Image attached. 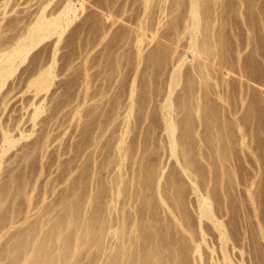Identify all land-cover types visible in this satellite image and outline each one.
Returning a JSON list of instances; mask_svg holds the SVG:
<instances>
[{"label":"bare ground","instance_id":"obj_1","mask_svg":"<svg viewBox=\"0 0 264 264\" xmlns=\"http://www.w3.org/2000/svg\"><path fill=\"white\" fill-rule=\"evenodd\" d=\"M118 1L119 0H22V1L0 0V106L5 107L6 109L8 94L14 91L12 89H14L15 86L12 85V88H10L11 85H9V88L7 86L8 89L5 90L4 92L1 89L4 88V85L7 84L6 81L9 80L10 77L14 75L16 70L26 60L28 54L34 47H36L41 41L54 36L55 40L53 44V49L52 51L50 49L51 52L49 51L50 53L48 59L49 62H46L47 63L46 64L43 61L45 63L43 64L41 60L38 66L36 65L35 69L33 67L32 68L33 70L30 71V73H28L26 77H24L23 82H21V86H19V90L21 89L22 92L32 91L33 95L36 96L37 94L40 95L42 92L45 91L47 92V90L49 89L50 85L53 82V77H54L53 69L55 67L57 60L56 45L58 44L66 28L70 24H72L77 18H79L80 15H82L83 17L82 20L85 19L88 20L89 18H91L92 17L91 15L96 14L97 12L93 13L91 10L87 8H89V6H94L100 9L97 15L99 14L100 16L102 14V18L109 19L110 21H108V23L109 22L111 23L107 24V22L104 21L106 25L104 23L103 25L101 21L99 20L97 22L95 21V23L93 22L94 25L93 26L91 25V27L89 28V31L92 32L94 31L96 32L95 33L96 35L104 37L109 32L111 25L120 17V15H122L124 12L127 11L126 9L127 1L125 2L123 1L118 2ZM138 2H139L138 9L134 10L133 15L134 14L135 15L131 16L133 18H130L131 26L128 28V30L126 31L124 30L123 32L124 34L121 33L123 38L124 36H126L127 38L124 39L125 40L124 44L125 42L127 44V41L130 38V45L132 44L135 50V57H134L135 64L133 65L134 67L132 69L133 74L131 77L128 78V80L129 79L130 80L128 81L129 82L127 85L128 87L126 86L125 88L127 89L126 93L124 94L125 100L123 99V102H119L118 100L121 101L120 99L121 97L119 99L114 98L115 101L109 104L110 105L109 112L111 113L112 117L110 118L108 117L109 118L107 119L108 121L106 120L107 124L109 125L111 122L115 120L116 116H120L122 114L121 115L122 124H123L122 132L120 133V135L117 134L118 136L114 142V145H112L116 154L113 153L114 156H112L111 153L108 156L109 157V159L107 160L108 162H106L105 164L104 162L100 163L103 165L100 166L99 164L98 165L99 167L97 166L98 167L97 169L94 167L96 170H93L94 168H92L93 170L92 174L93 173L98 174L100 173L98 172V170L101 169L103 170L112 163L113 167L117 168L116 173L115 174L113 173L114 175L110 174L113 177L110 176L106 182H104L106 179L101 178L102 179L101 181L103 182L101 183V181H99L101 183L99 185L97 181L95 182V180L91 178L93 182L90 183L91 184L90 188L89 187L87 188L86 190L87 192L85 191L86 193H82L85 195L81 194L82 199L79 198V201L77 200V197H75L77 194H79L77 193L78 191L76 190V187L74 186L75 189L71 192L69 190L70 195H68V198L64 196V198H67V200L64 201L63 207L61 208L63 209L64 213L61 212L62 214H60V216L61 215L63 216L60 217L59 220L58 219L56 220L58 216L57 217L55 216L56 217L55 220L57 222H55V224H53L52 226H48L52 224L49 223V221L51 220L50 219L51 217H49V215L51 213L48 214L47 211H45L46 212L44 213L46 215L45 221L38 220L36 218L39 221L40 225L35 224V221L37 220L33 222L28 221L26 222L28 224L25 226V228H23L24 230L22 229L21 232H20L21 229L20 230L18 229L16 231L12 230L13 232H11V229L14 228L11 225H14V223L16 224L17 220L15 222L14 219L18 215H16L15 217V214H17V212L16 213L14 212L15 214L11 212V210L13 209L11 206L13 204L10 203V201H8L10 204H12L11 206L9 205L10 211L7 210V212L8 211L11 212V214L8 213L10 214V216L2 217V215L0 214V217H2L0 218V238L2 239L7 235V233H9L7 235V238L5 237L6 240L3 238L5 241L2 239L3 242L2 243L0 242V262L3 260L5 261L7 260L8 262L5 264H77L78 259L80 260V258H78L79 255L81 256L87 255L88 257H90L89 255L93 254L92 255L93 257L92 256L90 257L91 261L87 259L88 261H90V263L88 264H91V262L92 264H99V261H101L100 263L102 264H203L201 261L203 255L201 257L202 251H201L200 241L202 242L204 241L206 243L205 233L207 226H205L206 224L204 223V221H206L207 219V221H209L208 223L211 222L210 224H212V226L214 227V229L217 230L218 233V234L216 233L217 236L214 237H217L220 242L219 243L220 245H218L220 246L219 251H221L220 252L221 259H219V261H221L220 264H233V261H231L232 257H230V254L228 253L227 250L229 249V247L226 244L228 240V234H227V229L224 225L225 222L223 223L220 214L216 212L218 210L215 209V206H213L212 203V199H213L212 192H214L216 189L218 190L217 185L219 182L221 183L222 177H225L223 174L227 172L223 167V163L225 162L226 155L228 156V154L225 155V152H227V148H226L227 144L222 143V140L225 138V137L223 138L222 136H225V134L223 135L224 132L222 133L221 130H219V128L215 130L214 127L217 126L216 125L217 120L220 121L219 118L222 119L223 114L224 116L225 114L233 116L234 118L233 124L235 131H238V133L240 132L239 133L240 136L238 137L237 142L243 145L244 136L242 134V131L245 122H243L244 119L241 118L245 114L243 113L242 116V114L240 113L242 117H240L239 115L237 116V112L239 111L240 107L238 108L235 104H233V102L232 104L230 103L229 100L230 97L228 95L231 93L229 91H228L229 93L227 92L229 83L227 81L226 75L228 70H232L237 72L240 75V77H245L246 79L257 81V79H254V76L249 71L250 70L249 62L251 63L253 59L252 58L253 56L251 57V55L256 53V55L258 54L262 58V60L260 61L261 64H263L262 67L264 66V0H138ZM20 4H26L28 5L27 7L34 5V7L30 9H18L17 7ZM9 11L13 13L12 15L13 18L11 16L9 17L10 19L12 18L11 20L8 19L7 21L3 22L6 19V15L8 14ZM230 13H232L231 15L233 16L231 19H230L231 16H228ZM232 19H234V22ZM9 32H12V34L9 35ZM257 33L261 34V38L260 35L259 37H257L258 35L256 36ZM230 36H234V37H232V39H229L231 38ZM256 37L259 38V40L261 39L262 41H258ZM150 43H152L151 46H149V48L144 52V49ZM259 44L260 45L262 44L261 46L262 53L258 52L259 50H261ZM258 55L257 57L259 58ZM121 56L119 54V55H115L112 58L115 63L114 64L115 69H112V71L113 70L120 71L119 60L120 58H122ZM255 58L256 56H254V59ZM187 59H189L188 62ZM141 64L142 67H141L140 75L138 77L141 79L140 81L141 83H138L136 82L137 72ZM82 65L84 64L82 63ZM82 73L84 72L82 71ZM151 74L163 76V78L161 79V81L159 80L154 81L153 78L151 79ZM256 76L257 75H255V77ZM20 78L17 81L19 83L20 81H22V79ZM121 80H123V78ZM86 82L88 84V80H86ZM150 83H152V85H150ZM142 84L144 85V88L142 87ZM178 86L179 89H177ZM120 87H123V85ZM107 88L106 89L103 88V90L101 88L100 89L101 91L98 92V87H97V94L100 97H102L109 91V88L108 89ZM139 90L141 91L142 95L140 94ZM95 91L96 90L94 89L93 93ZM210 94L211 95L214 94L213 96L219 99V103L218 101L217 103L220 105L218 106L216 105L217 104L215 101L216 98H214L213 101L210 98ZM237 94H239L238 95L240 98L239 100H241L242 103V101L245 98L244 91H242V89L238 90ZM92 95L93 94L90 93L89 96L92 97ZM119 95H121V93ZM84 96L87 97V94ZM87 98L85 99L84 102H86ZM80 101L81 100H79L78 103H80ZM210 101L211 102L213 101V103L215 102V104L211 103ZM37 102H39V99ZM98 104L99 103H97V106ZM31 106H33V104ZM33 108L34 109L32 110L31 117L29 116V118L32 119V122L41 112L40 104L36 105L35 107L33 106ZM90 108L91 109L89 110V113L91 112L93 113L97 111L101 115L104 113L103 107H102L103 109L100 108L99 106L95 108L92 107ZM151 108L155 109L156 112L159 113V116H161L160 118L162 123L160 122V124L165 134L164 142L167 143L166 153L168 154V156L173 157L175 159V162L177 163L176 167L177 166L180 167L179 169H177L176 172H174L175 170L172 171L171 169H169V171L167 170V172L163 174L166 168L163 169V165H161V163H163L162 161L159 162L157 160H154L153 158L147 159L149 157H147L146 152H148L147 150H149L151 146L150 144L148 146L147 143H145L147 145L144 146L142 144L143 141L140 137L137 138L138 141L137 145L136 143L135 144L132 143L133 141L130 143L126 142L127 139L125 135L134 128V127L132 128L133 125L132 121L138 118H140L141 120L142 119L141 117L144 118L147 115V113H149L148 111ZM82 113L86 114V112H82ZM92 115H94V113ZM11 123L10 125L12 126L14 123L12 124ZM76 123L77 122H75V124ZM224 123L225 126L227 125L226 127L229 126L233 128L232 127L233 124L230 126L231 122L228 123L227 121H224ZM33 124H36V122H34ZM99 124L100 127L103 126L101 123ZM17 125L19 124L15 123V126ZM148 125L150 126V124ZM11 126H9V121L8 124L5 125L2 123L0 124V129L2 132L1 134L2 143L0 144V167L2 161H5L2 159L4 153L6 151H9L8 148L10 146L15 147L14 144L20 139L17 136L14 137L13 134L11 135L10 132H12L11 129L13 128L14 125L12 127ZM134 126L136 125L134 124ZM18 127L19 126H17V129H20L21 126L19 128ZM111 128L113 129L114 127ZM206 128H208V131L206 130ZM102 129H106V128H102ZM114 131L115 129H113V132ZM229 131L227 134L231 132ZM203 132L205 134H203ZM18 133H20V135L18 134V136L21 137L28 136L29 134V132L28 134H25V132L23 133L21 129L20 132L18 130ZM97 135L95 136L92 135L93 137L91 139L89 138L91 140L89 145H92L94 147L93 151L90 149L92 151V155H94V153L96 154V148L99 145L98 143H100L99 138H97L98 137ZM105 137L107 136L105 135ZM109 137L110 136H108V138ZM39 138L38 140H40ZM228 138L230 139L232 137L228 136ZM152 140L150 139V141ZM36 141L37 140H35V143ZM145 141L146 139L144 140V142ZM110 142L112 141L110 140ZM106 143L107 142H105L104 144L106 145ZM209 143L214 145L213 150L216 151L215 153H217L216 155H218L217 156L218 163L211 161L208 162V158H205L207 157L205 156V153L208 152V149L211 150V147L213 148V146H209L210 148L207 147V151L205 150L204 154H202V152L198 153L201 146L206 147ZM42 146H44L43 139H41V142L34 144L33 148L29 150L30 153L28 154H31V152L32 153L35 152L36 149L43 150L44 147ZM154 146L149 150V153L158 152L157 151L158 147L156 148V146L155 147ZM99 149L101 150V148ZM192 151H194L193 153H195L196 155L198 154V156L203 157L204 155L205 157L203 159H207V162L211 168L212 167L214 168L212 164L214 165L215 163L216 165L215 166L216 168H214L215 172L218 168H220V170L218 169V175L220 176L219 178L216 174L217 172L215 173L216 174L215 176H217L215 177L216 178L215 180L218 181L220 179L218 182H216L217 185L214 184L215 180L211 178L212 176L209 177L211 173L209 176L207 175L205 176L203 169L196 163L197 161L194 160L196 158H192L195 156L191 157V154H193ZM81 152L83 153V150ZM212 152L209 151V153L206 154H209L208 156L212 157L213 159L212 158L211 159L213 161L215 159L214 157L216 156ZM90 154L91 153L89 152V155ZM106 154L108 155V153ZM212 154L214 155V157ZM97 155L101 156L99 154ZM97 155L95 157L93 156L94 161L92 163L94 162L96 163ZM23 156L22 157L26 159L27 154H23ZM30 156H32V154ZM125 156L129 157L131 160V169H130L131 175L129 176V178L125 177L126 179L123 177L124 171H122L123 167L121 166L123 159L127 158ZM102 157L104 158L103 154ZM222 160H224V162ZM82 161H83V157H82ZM84 161L87 160L85 159ZM89 163L90 162H88V164ZM208 164L207 166H209ZM23 169L25 172V168ZM127 170L129 169L127 168ZM62 171H64V169ZM219 171H221V174L219 173ZM82 172L84 171L82 170ZM209 172L212 171L210 170ZM179 173H183L186 176V178L189 179V181L194 185L193 189L197 193V194L195 193L196 196H198L197 198L198 203L196 202L197 203L196 204L194 202L196 205H198L197 210L195 209L198 214V217L196 219L197 221L194 220L196 221L195 228L192 222H190L191 220H189V216H188L189 214L186 211L187 207L185 208V203H184L185 201L183 199L184 195H182L184 193H181V189H180L181 181L180 178L178 177ZM230 173L231 172L229 171V174ZM100 174H102V172ZM31 175H28V177ZM184 175L183 177H185ZM11 180L13 181V179ZM212 180L214 184V187L212 186L213 188H211L210 186L211 184L209 185V182ZM27 181L30 182V180ZM198 181H202V183L201 182L200 183L202 185L204 184L203 185L204 188L202 189L203 191L199 188ZM16 183H18V181ZM95 185L97 186L96 189H95ZM215 186H217V188ZM12 187L13 186L11 185V188ZM12 191L14 190L12 189ZM19 192L21 193V191ZM7 193H8L7 197L9 198L10 194L9 192ZM22 194H24V192H22ZM22 194H20L21 197L23 196ZM15 196L17 195L15 194ZM27 196L28 195H26V197ZM3 197L4 195L2 196V198ZM5 197L3 199L0 198L1 204L2 202L6 204L5 200L8 198L5 199ZM74 197L76 199H74ZM119 197H121L120 200ZM79 203L81 209L82 206H84V204L85 205L87 204L88 206H90V208H88L87 210L85 209L79 210L80 209L78 208ZM24 205L26 204L24 203ZM31 205L30 207H32ZM50 205L51 207H53L52 204ZM4 206L5 205H2L3 208ZM48 207H50L49 204ZM76 207L78 208V212ZM15 209L16 208H14V210ZM31 209L32 208H30V210ZM166 209L168 210L167 212L169 215L166 214L165 212ZM2 210L0 209V212ZM44 210H46V208ZM4 212L5 211H3V213ZM19 212L20 211H18V213ZM161 214L162 216L160 217ZM218 216H220V218ZM20 223L22 224V222ZM8 224L10 225L9 226L10 232H8L7 230H5L7 231V233L3 232L4 230L3 228ZM21 224H19V226ZM198 240L200 241L198 242ZM109 241L111 242L110 244H108ZM204 244L202 246H204ZM212 248L209 246V249Z\"/></svg>","mask_w":264,"mask_h":264},{"label":"rangeland","instance_id":"obj_2","mask_svg":"<svg viewBox=\"0 0 264 264\" xmlns=\"http://www.w3.org/2000/svg\"><path fill=\"white\" fill-rule=\"evenodd\" d=\"M120 1H123V2L127 1V6H126L127 11L124 12L122 15H120V17L111 25L109 32L104 37L96 35L95 34L96 32H94V31H93L94 33L92 31H89V28L91 27V25L92 26L94 25L95 21L97 22L99 20L102 22V24L103 23L105 24V22H107V24L111 23V22L108 23V21H110L109 19H103L102 14L100 16H99V14L97 15V13L99 12L100 9L97 7H94V6H89V8H87V9L91 10L93 13L97 12L96 14H92L91 18H89L88 20H86V19L82 20L83 17H82V15H80L79 18H77L72 24H70L66 28V30L62 34L58 44L56 45L57 46L56 47L57 48V50H56V59L57 60H56L55 67L53 69L54 70V77H53V82L50 85L47 92L46 91L42 92V93L40 92L41 93L40 95L37 94L36 96H34L32 91L22 92L21 89L19 90V86H21V82H23L24 77H26L28 75V73H30V71L33 70L32 69L33 67L35 69L36 65L38 66V64L40 63L41 60H42V62L44 61L45 63L49 62L48 61L49 55H50L49 51H50V49H51V51L53 49V44H54V40H55L54 36L41 41L36 47H34L30 51V53L28 54L26 60L16 70L14 75L12 77H10L9 80L6 81L7 84L4 85V88L1 89L4 92L5 90H7L9 88V85H11L10 88H12V85L15 86V88L12 89L14 91L11 90L12 92H10V94H8L7 102H6V104H7L6 109H5V107L0 106V122L5 125V124H8V121H9V126H11L10 125L11 122L14 123L13 124L14 126L12 125L13 128L11 129L12 132H10V133H11V135L13 134L14 137L17 136L20 138L18 140L19 142L17 141L18 143L16 142L15 143L16 145L14 144L15 147L10 146L8 148L9 151H6L4 153V155L2 156V159L5 161H2L1 167H0V189H1L0 198H2L3 195L5 197V195H6V197H5V199H6V198H8L7 192H9V194H10L9 198L5 200L6 204H4V202H2V204H1V202H0V204H1L0 209L1 210L3 209L1 212L3 213V211H5L3 213L4 215L1 212H0V214L2 215V217H9L11 212H13V213L17 212V214L14 213L15 217H16V215H18L14 220H15V222H16V220H17V222L18 221L22 222V224L20 222H18V223L16 222V224L14 223V225H11L14 227V228L11 227L12 228L11 232L16 231L18 229L19 230L21 229L20 230V232H21L22 229L25 228V226L28 224V223H26L28 221L33 222L37 219L45 221L46 220V215L44 214V213H46L45 211H47L48 214L49 213L52 214V215L51 214L49 215V217H51L50 218L51 220L49 219L50 220L49 223H52V224L48 225V226H52L53 224H55V222H57L56 221L57 219L59 220V218L63 216V215L60 216V214L64 213L63 209H61L63 207V203H64V201L67 200L68 195H70L69 193L71 191H73L75 189V187H76V190L78 191L77 193H79L75 197H77V200L79 201V198L82 199L81 196L85 195L82 193L87 192L86 190L88 187L90 188V186H91L90 183L93 182V180H95V182L97 181L98 185H99L103 182V181H101L102 179H106L104 181V182H106L107 179L111 175H114L116 173L117 168L113 167L112 163L110 164L111 166L108 165L109 167L107 166V168H104L105 170L104 169L102 170L101 168H100L101 170H98V172H100V173L102 172V174H100V173H98V174L93 173L92 174V171L96 170L99 167L98 165L100 163L104 162V164H105L106 162H108L107 161L109 159L108 156L111 153H112V156H114L113 153L116 154L112 145H114V142H115L117 136L120 135V133L122 132V128H123L122 119H121L122 114L120 116H116L115 120L108 125L107 119L112 117L111 113L109 112L110 111L109 110V106H110L109 104L115 101L114 98L119 99L121 97L120 98L121 101L118 100L119 102H123V99L125 100L124 94L126 93V90H127L125 88L129 83L128 81L130 80V79L128 80V78L131 77L133 74L132 69L134 67L133 65L135 64V61H134L135 50H134V47L132 46V44L130 45V38L128 39L129 43L127 41V44H126V42L124 44V41H125L124 39H127V38L124 35H123L124 36V38H123L121 33H123L124 30L125 31L128 30V28L131 26V19L130 18H133L131 16L135 15V14L133 15V12L135 9H138L139 2H138V0L137 1L136 0H134V1L133 0H130V1L129 0H119L118 2H120ZM27 6L28 5H26V4H20L17 8L18 9H30V8L34 7V5H31L30 7H27ZM231 14L232 13H230L228 15V16H231L230 19L233 17ZM12 15H13V13L9 11L8 14L6 15V19L3 22L7 21L8 19L11 20L13 18ZM11 16H12V18L10 19L9 17H11ZM98 18H100V19H98ZM232 20L234 22V19H232ZM23 21H26V20H23ZM82 22L83 23L85 22V23L83 24ZM80 25H82V26H80ZM11 34H12V32H9V35H11ZM259 35L261 38V34H259V33L256 34L257 37H259ZM230 37L231 38H229V39H232V37H234V36H230ZM257 37H256V39L258 41H262L261 39L259 40V38H257ZM121 44H123V45H121ZM151 44L152 43H150L144 49V52L149 48V46H151ZM120 46H122V47H120ZM259 46H260L261 50H259L260 49L259 47H258L259 49H257V50H259L258 52H261L262 51V47H261L262 44L261 45L259 44ZM109 54H111V55H109ZM119 54H120V56L122 54V56H121L122 58H120V60H119V62H120L119 70L120 71L115 70L116 71L115 72L114 70L112 71V69H115L114 68L115 63H114L112 58L115 55H119ZM254 54H252L251 57L253 56L252 58L254 59V56H256V58H255L256 60L255 59L253 60L251 58L252 61L250 60L251 63L249 62V64H250L249 65V67H250L249 71L254 76V79H257V81L249 80V79H246L245 77H240V75L237 72L232 71V70H228L227 75H226L227 81L229 83V87L231 89L230 90L229 87L227 88V92L229 91L231 93L228 95L230 97L229 98L230 103L232 104V102H233V104H235L238 108L240 107L239 111L237 112V116L239 115L240 117H242L243 113L245 114L243 116L244 118L243 117L241 118V119H244L243 122H245V125L243 126V131H242V134L244 136L243 145L237 142L238 137L240 136V134H239L240 132L238 133V131H235L234 124H233L234 123L233 116L227 115V114H225V116H224V114H223L222 119L219 118L220 121L217 120V122H216L217 126L214 127L215 130L219 128V130H221L222 133L224 132L223 135L225 134V136H222L223 138L224 137L226 138L227 135L229 137H232L229 139L227 136L226 139L224 138L226 141L222 138L223 139L222 143L227 144V146H226L227 152H225V155L228 154V156L226 155L227 159L225 158V162H224V160H222L224 162L223 167L228 172L227 173L225 171L228 175L226 173L223 174L225 176V177H222V180L224 179L223 182L221 180V183L219 182L220 185H219V183L217 185L216 182H218L220 179L218 181L215 180L216 179L215 177H217V176H218V178L220 177L218 175V169L220 170V168L217 167L218 168L216 170L217 173L214 171L215 170L214 168H216L215 163L216 162L218 163V159H217L218 155H216L217 154V153H215L216 151L213 150L214 149L213 144L209 143L206 147L203 146L205 148H203L201 146V148L198 151V153L202 152V154H204L205 150L207 151V147L210 148L209 146H213V148L211 147V150L208 149V152H206V153H209V151L210 152L214 151L212 153H214V155L216 157H214V155L212 154L213 157L215 158L213 161H212L213 158L209 157L208 156L209 154H206V153H205V156H207V157H205L204 155H203V157L198 156V154L196 155L195 153H193L194 151H192L193 154H191V157L195 156L192 158L197 159V160L196 159H194V160L197 161L196 163L203 169L205 176L206 175L209 176L211 173V175L209 177L212 176L211 178H213L215 180L214 184L218 186V190L216 189L214 192H212L214 195L216 194L215 196L212 194V197H213L212 203H213V206H215V209L218 210L216 212L218 214H220L221 219L223 220V223L225 222L224 225L227 229V234H228V240H227L226 244L229 247V249H227V250H228V253L230 254V257H232L231 261H233V264H264V66L262 67L263 64H261L260 60H262V58L260 57V55L257 54L259 56V58H258L256 53H254ZM188 60L189 59H187V62H188ZM42 62H41V64H42ZM44 62H43V64H45ZM82 63L84 65H82ZM141 67H142V64L140 65L138 72H137V81L136 82H138V83H141L140 82L141 79L138 78L140 75ZM87 69H88V71H87ZM82 71L84 73H82ZM153 74H151V79L153 78L154 81L155 80L161 81V79L163 78V76H158V75H153ZM258 74H259V77H258ZM255 75H257V76L255 77ZM85 76H86V78H85ZM20 77H22V78H20ZM83 77H84V79H83ZM121 77L123 78V80H121L122 79ZM19 78L22 79V81H20V83L17 82ZM86 80H88V84H87ZM261 81H262V83H261ZM124 82H126L127 84ZM15 83H17V84H15ZM122 85H123V87H120ZM150 85H152V83H150ZM7 86H8V88H7ZM16 86L18 87V89ZM97 87H98V92L101 91L100 90L101 88L103 90V88L106 89L107 87L109 88V91L105 95L100 97L97 94ZM142 87L144 88L143 84H142ZM122 88H124L125 90ZM94 89L96 90L95 91L96 93L94 92L95 94L93 93ZM177 89H179V86ZM241 89H242V91H244V94H245V98L242 101V103H241V100H239L240 99L238 96L239 94H237L238 90H241ZM16 90H17V92H16ZM123 90H124V93H123ZM83 91H84V93H83ZM236 91H237V93H236ZM89 92L91 94H93L92 97L89 96L90 95ZM139 92L142 95L140 90H139ZM120 93H121V95H119ZM86 94H87L88 98L84 96ZM213 95L210 94V98L214 101V98H216V97ZM83 97H84V100H83ZM86 98H87V100H86V102H84ZM91 98H93V99H91ZM33 99H34V101H33ZM38 99H39V102H37ZM78 99L81 100L80 103H78L79 102ZM216 99H215L216 103H217V101L219 103V99H217V100ZM92 100H94V101H92ZM213 101L212 102L210 101V102L213 103ZM33 102H35V103H33ZM27 103H28V105H27ZM29 103H30V105H29ZM97 103H99L98 106L100 108H102V107L104 108V109L102 108L104 110V113L102 112L103 114L101 115L98 111L93 112L95 115L94 116V115H92L93 114L92 112L89 113V110L91 109L90 107H92V108L98 107ZM106 103H107V105H106ZM218 103L216 104L217 106L220 105ZM24 104H25V107H24ZM32 104L34 107L36 105L40 104V108H41V112L38 114V116L35 118L36 120L34 119L33 122H32V119L29 118V116L31 117L32 110L34 109L33 106H31ZM213 104H215V102ZM241 104H242V106H241ZM83 108H85V109H83ZM107 109H108V111H107ZM74 112H75V115H74ZM82 112H86V114L82 113ZM148 112L149 113H147V115L149 117L146 115L147 116V117L145 116L146 118L141 117L142 118L141 120H140V118H138V119L132 121V124H133L132 128L133 127L134 128L131 131H129V133H127L125 135L126 139H127L126 142L130 143L133 141L132 143H134V144L136 143V145H137V142H138L137 138L140 137L143 141L142 144L144 146L147 144L149 146V144H150V146H151L150 149H151L155 145L156 148L158 147L157 148L158 152L149 153V150H150L149 149V150H147L148 152H146V155L149 158H147V157L146 158L147 159L153 158L154 160H157L159 162L162 161L163 163H161V165H163V169L166 168L165 172L163 174H165L167 172V170L169 171V169H171L172 171L175 170L174 172H176L177 169H179L180 167L179 166L176 167L177 163L175 162V159L173 157L168 156V154L166 153V144L167 143L164 142L165 141L164 140L165 134H164L163 129H162L161 124H160V122H161L160 117L161 116H159V113L156 112V110L153 108H151ZM240 113L242 114V116L240 115ZM87 114L88 115L90 114L89 115L90 117ZM76 118L79 121H77ZM102 119H103V121H102ZM18 120H19V122H18ZM93 120H94V122H93ZM119 120H121V121H119ZM83 121H84V123H83ZM99 121H101V122H99ZM224 121H227L228 123L231 122L230 126L233 124V126H232L233 128H231L229 126H228L229 128L226 127L227 125L225 126ZM34 122H36V124H33ZM75 122H77V123L75 124ZM118 122H119V124H118ZM120 122H121V124H120ZM15 123L19 124L17 126H19V127L21 126L20 129L23 131V133L25 132V134H28V132H29L28 136H23L25 138L18 136V134L20 135V133H18V130L20 132V129H17V126H15ZM99 123H101L103 126L100 127ZM97 124H99V125H97ZM113 124H115V125H113ZM134 124L136 126H134ZM148 124H150V126ZM88 125H89V127H88ZM157 125H158V127H157ZM97 126H99V127H97ZM139 126H141V127H139ZM73 127H75V128H73ZM87 127H88V129H87ZM96 127H97V130H96ZM111 127H114L113 128V129H115L114 132H113V129ZM117 127L120 129H118ZM98 128H99V130H98ZM102 128H106V129H102ZM107 128H108V130H107ZM139 128H140V131H139ZM223 128H224V130H223ZM226 128H228L231 132ZM24 130H26V131H24ZM95 130H96V133H95ZM101 130H103V131H101ZM104 130H105V132H104ZM133 130H134V133H133ZM206 130L208 131V128H206ZM227 130L230 132L229 134H227L228 133ZM147 131H150V132H147ZM207 131H204V132H207ZM137 132H138V134H137ZM204 132H203V134H205ZM1 134H2V132L0 129V144L2 143L1 142ZM88 134H89V136H88ZM108 134H110V135H108ZM157 134H158V136H157ZM206 134H208V133H206ZM43 135H45V136H43ZM92 135L98 136L97 138H99V142H100V143H98L99 144L98 146H99V148H101V150H100L97 146L96 154L94 153V155H92V151H93L94 147L92 145H89L91 142L90 139L93 137ZM105 135L107 137H105ZM137 135H138V137H137ZM108 136H110L109 138L113 143L110 142ZM86 137H87L88 141L86 140ZM38 138L40 140H38ZM113 138H114V140H113ZM41 139H43V144H44V146H42V147H44L43 150L36 149V151L34 150L35 152H33V153L31 152L32 156H30L31 154H28V153H30L29 150L33 148L34 144L41 142ZM145 139H146V141L144 142ZM150 139L151 140L153 139V140L150 141ZM35 140H37L36 143H35ZM229 140L231 143L229 142ZM105 142H107L106 143L107 146L104 144ZM163 142H164V144H163ZM74 143H75V145H74ZM145 143H147V144H145ZM229 144H230V146H229ZM100 145H103V146H100ZM26 147H27V149H26ZM102 149H103V151H102ZM104 149H106V150H104ZM75 150H77V151H75ZM82 150H83V153L81 152ZM27 151H29V152H27ZM225 151H226V149H225ZM40 152L41 153L43 152V153L41 154ZM76 152H77V154H76ZM84 152H86V153H84ZM87 152H88V154H87ZM89 152L91 153L90 155H92V156L89 155ZM106 153H108V155ZM23 154H27L26 159L28 160V162L25 158H23L24 157ZM97 154H99L101 156H98ZM102 154H103L104 158L102 157ZM96 155H97L96 163L95 162L92 163L94 161L93 158ZM82 157H83V161H82ZM125 157H127V156H125ZM197 157L198 158L200 157L201 159L199 158L200 159L199 160ZM204 157L208 158V162H210V161L215 162L214 165L212 164V166H214V168L210 167V165L207 162V159H203ZM99 158H100V160H99ZM128 158L129 157L124 158L122 161V165H121L123 167L122 171H124V176H123L124 178L125 177L129 178V176L131 175L130 174L131 173L130 172L131 160H130V158L129 159ZM23 159H24V161H23ZM71 159H73L74 161ZM85 159L90 163L88 164L87 161H84ZM198 160H199V163H198ZM20 161H21V163H20ZM71 161H72V163H71ZM22 162H23V164H22ZM126 162H129V163H126ZM201 162H203V163H201ZM201 164H202V166L203 165L204 166L202 167ZM207 164L209 166H207ZM101 165H103V164H100V166ZM165 165L166 166L169 165L168 166L169 168L166 167ZM218 166H220V165H218ZM22 167L25 168V172H24V169ZM26 167H27V169H26ZM92 168H94V169L92 170ZM127 168L129 170H127ZM63 169H64V171H62ZM12 170L14 171V173ZM18 170H19V172H18ZM41 170H42V172H41ZM82 170L84 172H82ZM210 170L212 172H209ZM70 171H71V174H70ZM229 171L231 172L230 174H229ZM208 172H209V174H208ZM11 173H12V175H11ZM76 173H78V174H76ZM215 173L217 174V176H215L216 175ZM219 173L221 174V171H219ZM5 175H7V176H5ZM28 175H31V176L28 177ZM33 175H35V176H33ZM100 175H103V176H100ZM183 175H184L183 173H179V175H178V177L180 178V181H181V183H180L181 188L180 189H181V193H184L182 195L185 196V197L183 196V199L185 201L184 202L185 208L187 207L186 211L189 214L188 215L189 220H191L190 222H192V224L195 228V224L197 221L196 219L198 217V214L196 211L197 206H198V205H196L198 203V199H197L198 196H196L197 193L193 189L194 185L189 181V179L186 178L185 175H184L185 177H183ZM230 175H232V176H230ZM96 176H98L100 180ZM7 177H8V179H7ZM84 177H86V178H84ZM111 177H113V176H111ZM54 178H56L57 180ZM69 178H70V180H69ZM11 179H13V181ZM27 180H30V182ZM58 180H60L61 182ZM186 180L188 181V183ZM7 181H9V182H7ZM17 181H18V183H16ZM53 181L56 183V185ZM83 181H85V182H83ZM99 181H101V183ZM200 182L202 183V181H198V183L200 184V185L198 184V186L202 190L204 188V186H203L204 184L202 185ZM10 184L13 186L12 188H11ZM24 184H25V186H24ZM212 184H213V180L209 182V185L211 186V188L214 187V184L213 185ZM84 185H85V187H84ZM217 186H215V187L217 188ZM96 187L97 186L95 185V189H96ZM189 187H190V189H189ZM12 189L14 191H12ZM192 189H193V191H192ZM64 190H66V191H64ZM69 190H70V192H69ZM19 191H21V193ZM25 191H26V193H25ZM10 192L11 193L13 192L12 193L13 195ZM22 192H24V194H22ZM64 192H65V194H64ZM94 192H95V190H94ZM14 193L17 196H15ZM61 193H62V195H61ZM92 193H93V191H92ZM20 194H22L23 196L21 197ZM26 195H28V196L26 197ZM64 196L67 198H64ZM75 197H74V199H76ZM13 198H16V199H13ZM18 199H19V201H18ZM37 199H39V200H37ZM120 199H121V197H119V200ZM8 201H10V203H12L13 205H15L17 203L18 204L13 206ZM194 202L195 203L197 202V203L195 204ZM7 203H9V204H7ZM19 203H22V204H19ZM24 203L27 205V207H26V205H24ZM188 203H189V205H188ZM42 204H43V206H42ZM48 204L50 207H48ZM50 204H52L53 207H51ZM58 204H59V206H58ZM61 204H62V206H61ZM220 204L221 205L223 204V205L221 206ZM2 205H5L6 207L4 206V208H3ZM9 205L10 206L12 205L11 207L13 208V209L11 208L12 209L11 212H9L10 211ZM30 205L32 207H30ZM84 206H82V209H81L80 203H79V205H78V208H80L79 210H84V209L87 210L88 208H90V206H88L87 204L86 205L84 204ZM24 207H26V208H24ZM44 207L46 208V210H44L45 209ZM14 208H16V209L14 210ZM30 208H32V209L30 210ZM78 208L76 207L77 212H78ZM21 209H23V210H21ZM224 209L226 212L224 211ZM7 210H9V211L7 212ZM58 210H60V211H58ZM18 211H20V212L18 213ZM23 211H24V213H23ZM167 211L168 210L166 209V211H165L166 214H168ZM165 212H163V213H165ZM8 213H10V214H8ZM32 213H33V215H32ZM37 214H39V215H37ZM29 216L31 217V219ZM55 216L56 217L58 216V217L56 218ZM161 216H162V214L160 215V217ZM193 216H194V218H193ZM220 216H218V217L220 218ZM2 217H0V218H2ZM25 217L28 219H26ZM55 218H56V220H55ZM38 220L35 221V224H39ZM194 220H196V221H194ZM23 222H24V224H23ZM36 222H38V223H36ZM208 222L209 221H207V219H206V221H204V223L206 224V225L205 224L204 225L207 226L206 227V233H205L206 243L204 241L202 242V241L198 240V242L200 241V243H201V251L205 252V253L201 252V257L203 255L201 261L203 264H209V263L210 264H213V263L214 264H220L221 261H219V259H221V253H220L221 251H219L220 246H218V245H220L219 244L220 242H219L217 237H214V236H217L218 233H217V230L214 229L212 224H210L211 222L210 223H208ZM40 223H41V221H40ZM19 224H21V225L19 226ZM9 226H10L9 224L7 226H5L3 228L4 229L3 232H6V233H7V231L10 232ZM21 226H22V228H21ZM5 230H7V231H5ZM8 234L9 233H7V235ZM206 234H208V235H206ZM7 235L5 236L6 238H7ZM5 237H3V238L5 239ZM209 238H210V240H209ZM214 238H215V240H214ZM2 239L0 240L1 243L4 240V239L3 240ZM110 241L108 242V244L111 243ZM216 241H217V243H216ZM212 242H213V244H212ZM202 243L203 244L205 243L204 246H202L203 245ZM207 244H209V245H207ZM216 245L218 246V249H217ZM209 246L211 248L214 246L215 248L213 247L212 249H209ZM207 248H208V250H207ZM92 255H89V256L91 257ZM84 256H85V258H84ZM84 256L83 255L78 256V258H80V260L78 259L77 264H80V263L82 264L83 261H84L83 264L90 263L91 258L88 257L87 255H84ZM87 259H89L90 261H88ZM208 259H210V260H208ZM212 259L213 260L215 259V260L213 261ZM218 261H219V263H218ZM7 262H8L7 260L6 261L3 260L0 262V264H5ZM100 262L101 261H99V264H102ZM91 264H92V262H91Z\"/></svg>","mask_w":264,"mask_h":264}]
</instances>
